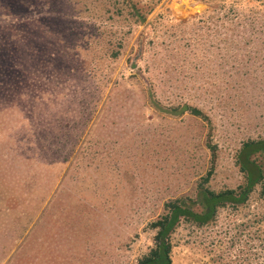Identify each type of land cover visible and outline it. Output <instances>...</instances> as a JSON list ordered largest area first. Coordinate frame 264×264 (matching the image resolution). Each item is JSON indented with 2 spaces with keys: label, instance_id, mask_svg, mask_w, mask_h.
Instances as JSON below:
<instances>
[{
  "label": "rangeland",
  "instance_id": "1",
  "mask_svg": "<svg viewBox=\"0 0 264 264\" xmlns=\"http://www.w3.org/2000/svg\"><path fill=\"white\" fill-rule=\"evenodd\" d=\"M130 1L142 24L127 0H0V264H135L165 203L211 168L235 189L264 138V0ZM171 244L172 264H264V200Z\"/></svg>",
  "mask_w": 264,
  "mask_h": 264
},
{
  "label": "trees",
  "instance_id": "2",
  "mask_svg": "<svg viewBox=\"0 0 264 264\" xmlns=\"http://www.w3.org/2000/svg\"><path fill=\"white\" fill-rule=\"evenodd\" d=\"M127 1L132 16L142 24L145 17L141 15L140 9L130 0ZM151 96L153 97L152 94ZM152 105L166 115L177 117L188 112L210 123L202 111L192 106H176L164 111L153 101ZM208 148L213 158L216 147L208 144ZM235 165L242 177L241 183L235 189H209L206 184L211 175V168L198 185L194 197H181L165 203L163 215L148 225L149 229L155 231L153 247L135 264H172L171 235L181 222H188L196 227L207 226L214 221L219 210L245 205L254 191L264 200V138L244 142L235 154Z\"/></svg>",
  "mask_w": 264,
  "mask_h": 264
}]
</instances>
